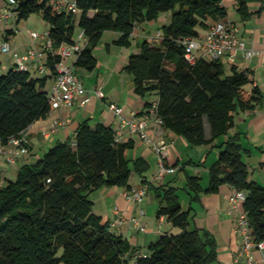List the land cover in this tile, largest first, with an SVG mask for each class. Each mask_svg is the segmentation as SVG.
<instances>
[{
  "label": "trees",
  "instance_id": "1",
  "mask_svg": "<svg viewBox=\"0 0 264 264\" xmlns=\"http://www.w3.org/2000/svg\"><path fill=\"white\" fill-rule=\"evenodd\" d=\"M15 1L16 23L42 13L55 48L74 42L78 25L86 42L73 66L89 71L96 67L93 50L104 31L118 32L114 43L129 46L137 25L169 13L161 37L155 43L143 38L124 70L132 76L136 94L156 95L162 126L191 145L209 144L226 134L237 111L253 108L262 97L257 86L246 88L252 81L245 71L232 66L227 73L220 58L199 57L190 63L178 43L184 37H198L197 28H205L209 19H227L222 0H74L80 12L76 24L73 11L57 10L50 0ZM251 2L260 3L256 11L250 10ZM235 3L238 15L247 20L262 11L264 0ZM57 62V56L48 55L51 72ZM46 82L47 76L35 78L14 67L0 74L2 143L51 111ZM131 147V142L116 141L111 127L102 123L91 127L85 121L71 139L56 142L35 161L20 166L15 178L0 187V264H130L132 256V264L214 262L215 238L191 225V209L182 208L177 186L141 180L158 202L157 216H165L180 229L162 232L141 252L145 256L93 212L89 198L93 191L104 186L129 188L132 173L143 177L148 164L140 157L127 159L125 152ZM242 152L238 136H230L208 169V186L202 189L200 178L187 174L185 185L194 193L191 199L200 192L216 193L222 184L243 191L241 208L248 215L252 239L260 241L264 240V186L249 178Z\"/></svg>",
  "mask_w": 264,
  "mask_h": 264
},
{
  "label": "crops",
  "instance_id": "2",
  "mask_svg": "<svg viewBox=\"0 0 264 264\" xmlns=\"http://www.w3.org/2000/svg\"><path fill=\"white\" fill-rule=\"evenodd\" d=\"M53 1L50 0L49 3L51 4ZM70 1L72 0H65V4L71 3ZM222 4L224 5L223 0ZM4 5L5 1L0 0V13ZM248 5L251 11H256L260 3L251 2ZM262 7L261 12L252 15L247 20H242L239 15L237 18H232L229 14L227 16V19L239 26L241 37L245 40L247 46L255 49V55L251 59L246 60L242 58L239 52H236L230 56H224L220 60L227 73H230L232 66L240 71H245L252 81L246 88L250 89L253 86H257L261 91L262 97L258 103L254 104L253 108L237 111L234 117V125L226 134L221 135L209 144L196 145L197 151H189V143L183 137L165 129L162 125L154 126L151 122L148 124L147 132L150 141L140 139L136 135L131 134L127 126H121L120 116L115 115L108 107L110 102L122 107L125 118H130L132 112L145 111L150 105H146V102L151 103L154 101L156 95L151 94L141 97L134 92L133 78L124 70V66L130 56H128L129 51L123 49L128 51H124L125 53L120 52L121 56H124L117 57L116 60L112 58L114 46H119L114 43L119 37V33L113 31L117 35L103 47L101 38L104 31L99 44L93 50V55L97 62L96 67L91 71L77 67L80 71L86 70L88 72L86 76H83L85 80L80 78L76 67L73 66L74 73L83 83L89 100L84 105L75 103L70 107L51 109L45 118L36 120L28 126L25 131L28 139V151L26 153L18 152L14 163H9L6 159L13 147L8 142L2 143L0 187L7 180L15 178L20 166L35 161L43 155L48 147H51L56 142L71 139L77 127L85 121L91 127H94L97 123L109 126L114 131V134L121 128L122 134L119 136L118 142L132 143V147L125 152L126 158L131 161L137 157L143 158L148 164V168L144 172L143 177L135 173L131 174L128 182L129 188L119 186L99 188L98 198L96 201L92 200L93 212L99 215L102 221L109 222L112 232L122 235L132 247H136L138 249L136 253H141L164 230L171 233L180 231L165 216H157L158 202L154 198L151 189L141 184V180L144 178L154 185L160 183L173 185V182L178 177L177 175L181 174L182 177L179 178H182L184 192L189 198L187 208L190 207L191 209V225L209 231L216 241L217 258L209 264H234V258L241 247V238L235 229L236 212L231 209L228 200L234 189L227 184H222L216 193L205 194L200 192L198 198L191 199L194 193L185 185V174L199 177L200 185L202 189H205L209 183L208 169L217 159L220 146L230 136L237 135L243 148L242 158L247 163L250 172L249 178L264 186V3ZM74 14L76 24L80 14L78 9ZM91 14L92 12H89V15ZM210 22V19L207 20L204 33ZM7 23L17 24L16 18L10 17L0 23V25H3V27H0V35L10 43V51L8 53H2L0 50V74L14 67L15 54L23 55L29 48H40L42 44L41 38L32 39L30 35H26L25 39L18 38L17 30L13 27H7ZM142 24L137 25L129 37L130 46L133 43L132 39L136 38L137 49L141 42L140 38L151 37V33L148 34L149 32L142 28ZM48 28L49 24L47 23L42 28V32ZM10 29L14 30L12 34L7 32ZM157 31L159 30L157 29ZM74 39H76L75 34ZM85 42L84 38L80 39L82 45ZM103 48H105V51L102 53ZM100 56L99 60L98 57ZM70 61L72 62V59ZM27 65L28 72L32 77L41 78L47 76L46 88H48L51 82L50 75L48 73H39L34 62H28ZM96 87H100L104 97L100 98L95 94L94 90ZM61 121L63 124L58 126L57 131H53L55 122ZM205 131L206 135L209 136L208 127H206ZM159 141H166L170 146L165 158L166 171L164 176L161 180L155 182L154 178L148 179L146 172L151 168L153 170L157 169V154L153 149V143ZM212 147L217 148L218 151H213ZM14 169L16 173L12 174ZM202 171H207V182L205 185L201 182L203 176H205ZM133 178L135 182H132ZM142 186L146 187L147 192L139 203L126 198L125 193L134 191ZM95 207H97V210H94ZM141 211H143V214H141ZM119 218H122V223L119 222ZM253 256L259 264H264V250H254ZM133 259L134 256H132L130 264L131 262L133 263ZM241 264H245L244 258Z\"/></svg>",
  "mask_w": 264,
  "mask_h": 264
},
{
  "label": "built area",
  "instance_id": "3",
  "mask_svg": "<svg viewBox=\"0 0 264 264\" xmlns=\"http://www.w3.org/2000/svg\"><path fill=\"white\" fill-rule=\"evenodd\" d=\"M5 5L0 13V23L10 17L16 18V13L12 10L15 6V0H4ZM57 10H77L75 2L65 4V0H54L51 3ZM32 39L41 38L42 44L40 48H29L23 55L15 54L14 69L17 71H28V62L36 63L39 73H48L51 77V82L46 88L48 90V101L51 109H59L70 107L75 103L84 105L89 100L86 89L83 83L77 78L74 73L73 63L77 58L79 52L84 47L80 43V39L84 38L82 31L72 43H62L57 48L53 45V40L49 36V28L42 33L33 31L30 33ZM161 37V32L151 36L153 40H158ZM149 38V39H150ZM86 40V39H85ZM184 49V57L190 62L194 63L197 58L203 57L205 59H217L224 56H230L233 53L239 52L242 58L251 59L255 55V49L247 46L245 40L240 35L239 26L230 19L211 21L204 34L198 37H184L178 41ZM0 50L2 53L10 51L9 41L0 35ZM57 56L59 62L55 65V71L51 72L47 64V57ZM72 59V62L70 61ZM95 94L102 98L104 94L100 87H96ZM109 109L120 116V125L127 126L131 134L136 135L142 140L150 141L147 127L151 122L154 126L162 125V119L157 114V101L150 103L148 108L143 112H132L130 118H125L123 115V108L113 102L108 104ZM63 122H55L53 131H57L58 126ZM26 130H24L17 137L8 139V143L13 147L6 157L9 163H14L15 156L18 152L26 153L28 151V139L26 137ZM121 128L116 131L115 139L118 141L121 136ZM2 141L0 140V154L2 153ZM170 144L166 141H159L153 143V149L157 154V169L154 175L155 180H161L166 171L165 158ZM147 190L142 186L138 189L125 193L126 198L135 203H139L145 196ZM231 209L236 212L235 229L241 238V247L234 258V264H241L244 258L245 264H259L254 256L253 251L264 250V240L254 241L251 236L250 221L247 213L241 208L245 200V193L241 190L234 189L228 198ZM143 214V211H141ZM122 223V218H119ZM143 230V228L141 227ZM138 255H143L139 253Z\"/></svg>",
  "mask_w": 264,
  "mask_h": 264
},
{
  "label": "rangeland",
  "instance_id": "4",
  "mask_svg": "<svg viewBox=\"0 0 264 264\" xmlns=\"http://www.w3.org/2000/svg\"><path fill=\"white\" fill-rule=\"evenodd\" d=\"M72 1H70V2H72ZM223 3L225 5V8L227 10V13L232 18H237L238 17V14H237V12L235 10V8H236L235 0H223ZM161 17H164V18H161ZM169 17H170V14L169 13H162L161 16H160V18L158 20H153V21H150V22H144L142 24V28L144 30L148 31L149 32L148 34L151 33L150 35L153 36L154 34H156L157 29L160 31V29H161V27L163 25L168 24ZM46 24H47V22L43 18L42 13H32L27 18L20 20L17 24L7 23L6 26L7 27H13L14 29H16L17 30V36H18V38L25 39L26 35H30V33L33 32V31H37L38 33H42V28L45 27ZM0 27H3V25H0ZM197 29L199 31V34H203L204 33V28L198 27ZM74 31H75L74 32L75 37L77 38L78 33L80 32V28H79L78 25L75 26V30ZM116 35L117 34L115 32H113V31H105L103 33V35H102V38H101V44H102V46L104 47L105 44L107 42H109L112 38H114ZM135 39L136 38H133L132 39L133 43H132L131 46L129 45L130 47L129 46H124V47H122V46H114V50H113V53H112L111 57L116 60L117 57L124 56V55L121 56V53L120 52L125 53V52H128L129 51L128 56L131 55V54H134L136 51L139 52V49L140 48L138 47V49H137V44L135 42L136 41ZM140 40L142 41L141 38H140ZM150 41L152 42L153 39L150 38ZM152 43H155V41L152 42ZM123 49H126L128 51L123 50ZM103 51H105V48H103L102 53H103ZM96 55L98 56L97 52H96ZM100 58H101V56L98 57L99 60H100ZM246 60H248V59H246ZM76 69H77V72H78L80 78L82 80H85V77H83V76H86L88 72L86 70H81L80 71L79 68H77V67H76ZM0 73H1V71H0ZM188 145H189V148H188L189 151H197V149H198V148H196L197 146H193V145H190V144H188ZM51 146H53V145H51ZM48 148H50V147H48ZM191 149H193V150H191ZM213 151H218V149L217 148H213ZM155 172H156V170H153L152 168L150 170H148L146 172V176L148 177V179L154 178V175L153 174ZM202 172L205 174V176H203L201 182H202L203 185H205L206 182H207V174H206L207 171H202ZM15 173H16V171L14 169L12 171V174H15ZM177 176L178 177L173 182V185L179 187L178 194H179V198H180V203H181L183 209H187L189 198L186 195V193L184 192V189H183L184 184H183L182 178H179V177H182V175L179 174ZM132 182H135L134 178L132 179ZM155 182H157V180ZM98 195H99V190H95V191H93L90 194L89 198L91 200H95L96 201V199L98 198ZM94 210H97V207H95ZM163 232H165V230ZM131 264H132V262H131Z\"/></svg>",
  "mask_w": 264,
  "mask_h": 264
}]
</instances>
